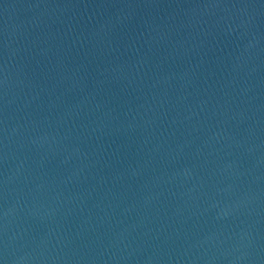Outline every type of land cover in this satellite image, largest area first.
Listing matches in <instances>:
<instances>
[{"label": "water", "instance_id": "obj_1", "mask_svg": "<svg viewBox=\"0 0 264 264\" xmlns=\"http://www.w3.org/2000/svg\"><path fill=\"white\" fill-rule=\"evenodd\" d=\"M0 264H264V0H0Z\"/></svg>", "mask_w": 264, "mask_h": 264}]
</instances>
